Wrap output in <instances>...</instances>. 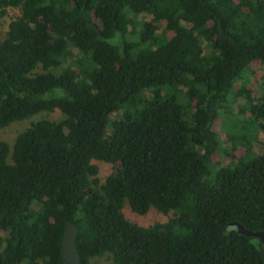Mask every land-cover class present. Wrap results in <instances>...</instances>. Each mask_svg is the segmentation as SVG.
<instances>
[{"label": "trees", "instance_id": "16d2710c", "mask_svg": "<svg viewBox=\"0 0 264 264\" xmlns=\"http://www.w3.org/2000/svg\"><path fill=\"white\" fill-rule=\"evenodd\" d=\"M3 17L0 130L60 118L0 139V264H70L68 221L74 264H264L230 226L264 229V91L244 80L264 67V0H0ZM125 202L164 219L132 222Z\"/></svg>", "mask_w": 264, "mask_h": 264}, {"label": "rangeland", "instance_id": "374dc122", "mask_svg": "<svg viewBox=\"0 0 264 264\" xmlns=\"http://www.w3.org/2000/svg\"><path fill=\"white\" fill-rule=\"evenodd\" d=\"M6 29V18H0V37H4ZM264 75V67L260 65L257 62H253L250 67L249 71L244 73V80L247 81V87L250 89L249 91L251 92V95L253 96L254 99H258L261 94L263 93L264 89L262 84L264 83L262 80V76ZM243 99L238 98L235 103L232 105L233 113L230 116V121L229 124L234 125L237 124L239 130L238 132H249L251 129L250 125L251 122L248 120V116L246 113L245 115H236L238 112V106H241L243 104ZM32 117V118H31ZM27 120H22L18 122H14L10 124L8 127L0 130V139L5 140L8 144L12 145L15 136L17 133H19L21 130H23L31 121H35L41 118H50V119H59L60 114L55 112V113H42L38 115H33ZM222 124L221 122L215 123L214 124V130L219 134L220 140L222 143V147H227L229 149V154L232 155L233 157H239L240 154H242L245 150V141L242 142H230L226 135L225 132L221 128ZM247 130V131H246ZM255 134L252 136L254 137ZM249 136V135H248ZM251 136V135H250ZM262 142H264V133L263 132H257L255 135L254 141L252 140L253 146L256 148L259 146ZM214 162H218L221 165L227 164L229 161H231V156H227L226 154H216L212 157ZM110 172V167L107 165L100 164V173H99V178H103L104 175L108 174ZM124 214L132 221V222H140V223H145L149 224L152 222H157L161 221L164 219L162 216V213L158 212L154 208H151L150 211L146 215H137L134 214L130 211L128 204L125 202L123 206ZM103 259V258H102ZM101 259V260H102ZM103 262L105 264H112L110 261L103 259ZM37 264H41L38 262Z\"/></svg>", "mask_w": 264, "mask_h": 264}, {"label": "water", "instance_id": "95a60500", "mask_svg": "<svg viewBox=\"0 0 264 264\" xmlns=\"http://www.w3.org/2000/svg\"><path fill=\"white\" fill-rule=\"evenodd\" d=\"M230 226H233L235 230L240 234L249 237L258 238L262 244L264 251V229L258 231H252L247 229L239 222H232L230 223ZM76 235H77V227L69 221L66 222L63 236L61 239V250H60L61 258L64 263L74 264L79 262L80 259L79 253L75 244Z\"/></svg>", "mask_w": 264, "mask_h": 264}]
</instances>
